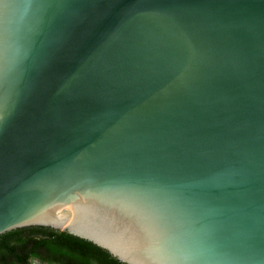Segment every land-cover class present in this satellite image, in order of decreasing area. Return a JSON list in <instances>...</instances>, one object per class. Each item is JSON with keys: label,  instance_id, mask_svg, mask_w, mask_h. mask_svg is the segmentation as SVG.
Wrapping results in <instances>:
<instances>
[{"label": "water", "instance_id": "obj_1", "mask_svg": "<svg viewBox=\"0 0 264 264\" xmlns=\"http://www.w3.org/2000/svg\"><path fill=\"white\" fill-rule=\"evenodd\" d=\"M126 264H264V0H0V235Z\"/></svg>", "mask_w": 264, "mask_h": 264}, {"label": "trees", "instance_id": "obj_2", "mask_svg": "<svg viewBox=\"0 0 264 264\" xmlns=\"http://www.w3.org/2000/svg\"><path fill=\"white\" fill-rule=\"evenodd\" d=\"M31 257L56 264H126L66 231L27 227L0 235V264H30Z\"/></svg>", "mask_w": 264, "mask_h": 264}, {"label": "flooded vegetation", "instance_id": "obj_3", "mask_svg": "<svg viewBox=\"0 0 264 264\" xmlns=\"http://www.w3.org/2000/svg\"><path fill=\"white\" fill-rule=\"evenodd\" d=\"M28 261L30 264H56V263L42 261L40 258L37 257H31Z\"/></svg>", "mask_w": 264, "mask_h": 264}]
</instances>
